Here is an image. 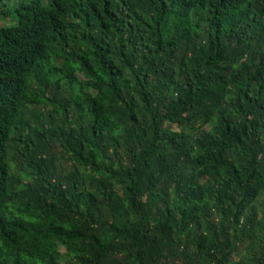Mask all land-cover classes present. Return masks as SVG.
<instances>
[{"label":"trees","instance_id":"trees-1","mask_svg":"<svg viewBox=\"0 0 264 264\" xmlns=\"http://www.w3.org/2000/svg\"><path fill=\"white\" fill-rule=\"evenodd\" d=\"M0 7V264H264V0Z\"/></svg>","mask_w":264,"mask_h":264},{"label":"rangeland","instance_id":"rangeland-1","mask_svg":"<svg viewBox=\"0 0 264 264\" xmlns=\"http://www.w3.org/2000/svg\"><path fill=\"white\" fill-rule=\"evenodd\" d=\"M13 0H9V3H11ZM1 7H0V25L2 24H10L12 23V19L11 18H5L4 16H2V11H1ZM261 43H258L257 48H261Z\"/></svg>","mask_w":264,"mask_h":264}]
</instances>
